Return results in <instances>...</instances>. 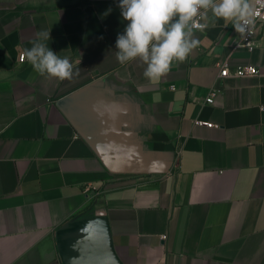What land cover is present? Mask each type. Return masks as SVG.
<instances>
[{
  "label": "crops",
  "instance_id": "crops-1",
  "mask_svg": "<svg viewBox=\"0 0 264 264\" xmlns=\"http://www.w3.org/2000/svg\"><path fill=\"white\" fill-rule=\"evenodd\" d=\"M118 5L0 0V264H264V22L253 49L209 25L150 81L116 59ZM42 29L78 76L19 60Z\"/></svg>",
  "mask_w": 264,
  "mask_h": 264
},
{
  "label": "clouds",
  "instance_id": "clouds-1",
  "mask_svg": "<svg viewBox=\"0 0 264 264\" xmlns=\"http://www.w3.org/2000/svg\"><path fill=\"white\" fill-rule=\"evenodd\" d=\"M124 31L116 40V59L121 65L141 61L150 81L169 73L173 63H183L200 45L196 32L218 21L231 24L242 40L255 35L258 20L264 21V0H119ZM261 9L258 12L257 9ZM207 21V23L205 22ZM46 29L38 31L25 59L41 76L60 81L79 75L81 60L59 56L48 46Z\"/></svg>",
  "mask_w": 264,
  "mask_h": 264
},
{
  "label": "built area",
  "instance_id": "built-area-1",
  "mask_svg": "<svg viewBox=\"0 0 264 264\" xmlns=\"http://www.w3.org/2000/svg\"><path fill=\"white\" fill-rule=\"evenodd\" d=\"M258 12H261V9H257ZM264 21H260L258 20L256 23V27H255V35H256V31L257 28L260 24H262ZM255 35H249L247 37L246 40H242L240 37L238 38V42L237 45L238 46H246L250 49H253L255 46ZM19 60L20 61H25V52L20 53L19 56ZM261 73V70L258 66L254 65V64H240L237 65L234 70H231L230 66L225 63V64H220V74L219 77H227L229 75H234L237 77H241V76H255V75H259ZM214 96H215V89L213 88L212 91L210 92V94L207 96L206 98V102L207 103H213L214 102ZM197 122L199 124H205L207 126H213L214 123L213 122H209L206 120H197ZM84 191L85 192H90V191H94L95 193H100L101 189L99 188V186H97L96 184L93 183H88L84 186Z\"/></svg>",
  "mask_w": 264,
  "mask_h": 264
},
{
  "label": "water",
  "instance_id": "water-1",
  "mask_svg": "<svg viewBox=\"0 0 264 264\" xmlns=\"http://www.w3.org/2000/svg\"><path fill=\"white\" fill-rule=\"evenodd\" d=\"M64 235V234H63ZM61 237V236H60ZM109 243V244H108ZM105 245H104V254H106V256L108 257L109 256V258H111V260L112 261H115L116 259H115V255H114V253H113V251H112V248L110 249V242H107V241H105V243H104ZM113 258V259H112ZM65 260L67 261V259L65 258ZM105 261V262H104ZM101 263L102 262H104V264H108V263H106L107 261H106V258H104V260L103 259H101V261H100ZM69 263V262H68Z\"/></svg>",
  "mask_w": 264,
  "mask_h": 264
}]
</instances>
